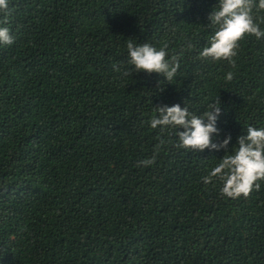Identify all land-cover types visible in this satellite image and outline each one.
Segmentation results:
<instances>
[{"label": "trees", "instance_id": "16d2710c", "mask_svg": "<svg viewBox=\"0 0 264 264\" xmlns=\"http://www.w3.org/2000/svg\"><path fill=\"white\" fill-rule=\"evenodd\" d=\"M214 9L219 0H9L0 264H264V180L232 199L202 179L249 126L264 128V37L241 41L235 66L200 58ZM252 14L264 30V10ZM129 40L183 51L176 77L135 72ZM218 97L213 141L230 134L227 153L179 148L182 128L150 127L157 106L202 115ZM158 136L155 163L137 167Z\"/></svg>", "mask_w": 264, "mask_h": 264}, {"label": "clouds", "instance_id": "9594fccd", "mask_svg": "<svg viewBox=\"0 0 264 264\" xmlns=\"http://www.w3.org/2000/svg\"><path fill=\"white\" fill-rule=\"evenodd\" d=\"M253 8L264 10V0H258V3L257 0H219V9H214L208 16L209 25L216 26L217 30L211 36L208 46L203 47L199 57L213 61L224 60L235 66L234 57L238 54L240 42L249 35H254L257 39L264 37V30L253 17ZM0 16V25L9 23V0H0ZM14 42L11 30L0 26V45L11 46ZM167 47L165 44L157 49L147 42L134 44L129 40V63L137 73H157L170 82L180 68L183 51L169 55ZM113 67L119 71L116 65ZM123 74L127 76L129 72L125 71ZM225 79L231 81L233 73L228 72ZM221 103L218 97L207 106L208 110L202 115L191 113L186 103L183 108L180 104L157 106L158 116L153 115L150 127L159 128L161 136L168 129L173 134L175 130L182 128L183 131H175L178 137L176 146L179 148L197 152L224 149L227 153L232 139L230 134L222 142L213 141L214 135H220L217 121L222 114ZM161 136L157 137L159 143L155 145L153 156L138 161L137 167H149L155 163L156 156L166 143ZM237 144L234 154H226L218 166L202 178L205 184L211 183L214 178L222 181L221 194L232 199L241 196L247 198L254 190L259 191L261 188L260 181L264 180V128L249 126L247 134L238 137Z\"/></svg>", "mask_w": 264, "mask_h": 264}]
</instances>
